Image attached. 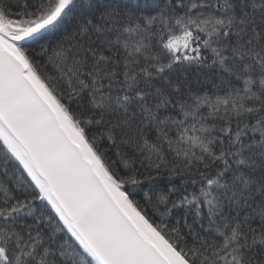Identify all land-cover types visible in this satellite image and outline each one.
<instances>
[{
    "label": "snow or ice",
    "instance_id": "1",
    "mask_svg": "<svg viewBox=\"0 0 264 264\" xmlns=\"http://www.w3.org/2000/svg\"><path fill=\"white\" fill-rule=\"evenodd\" d=\"M0 264H264V0H0Z\"/></svg>",
    "mask_w": 264,
    "mask_h": 264
}]
</instances>
